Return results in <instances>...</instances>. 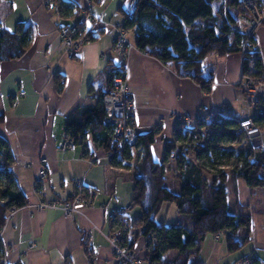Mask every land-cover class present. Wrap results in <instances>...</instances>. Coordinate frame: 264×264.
Here are the masks:
<instances>
[{
  "label": "crops",
  "instance_id": "crops-1",
  "mask_svg": "<svg viewBox=\"0 0 264 264\" xmlns=\"http://www.w3.org/2000/svg\"><path fill=\"white\" fill-rule=\"evenodd\" d=\"M71 1L78 8L71 18L54 11L55 0L0 1V21L6 30L15 32L24 23L34 32L22 57L0 64V136L9 144L15 159L12 171L28 199L2 231L8 264H118L110 239L121 226L128 228V245L142 239L140 229L134 225L141 209L132 207L135 168L143 162L140 148L122 166L113 165L105 147L98 145L92 134L85 142L87 156L81 147L60 154L56 151L66 119L80 107L98 105L102 94L111 90L107 74L110 62L126 67L138 135L158 131L150 148L155 164H164L167 144L175 141L176 129L184 126L195 132L200 115L218 114L238 121L250 116L264 130V124L256 120L264 112V99L252 104L244 94L242 53L208 57L206 64L215 70V83L207 94L193 80L180 77L172 66L139 51L133 30L127 31L130 47L126 59L114 50L116 27L138 0L95 4V22L78 37L82 39L92 32V40L79 49L65 47L61 29L85 19L92 2ZM255 39V50L264 66V25L257 30ZM248 145L244 150L263 151L264 136ZM173 155L168 157L166 167L175 168L168 179L177 190L181 181L176 178V153ZM43 158L48 160V175L38 182ZM226 186L231 204L252 214L250 241L240 251L230 253L227 235L209 234L200 254L192 257L189 264H234L246 257L264 263V193L259 190L264 187L251 188L244 179H234L231 174ZM76 194L92 203L71 216L60 207H39L54 202L74 203ZM156 220L159 224L177 223L176 205L163 203ZM145 254L141 255L143 259ZM176 255V251L169 252L165 261ZM142 264L150 263L144 259Z\"/></svg>",
  "mask_w": 264,
  "mask_h": 264
},
{
  "label": "trees",
  "instance_id": "trees-1",
  "mask_svg": "<svg viewBox=\"0 0 264 264\" xmlns=\"http://www.w3.org/2000/svg\"><path fill=\"white\" fill-rule=\"evenodd\" d=\"M55 2L63 17L71 18L76 14L78 8L73 1ZM92 2L98 3L97 0ZM129 12L123 14L122 23L125 30L134 31L137 49L166 66H172L180 77L193 80L205 93H211L215 83V70L206 64L213 54L225 57L242 53L245 77L253 61L257 72L250 77L257 84H263L264 66L255 50L256 39H252V47L245 48L248 36L237 29L239 16L245 12L242 0H138L134 16L130 17ZM77 24L81 25L80 22ZM86 29L85 24L81 25L76 36L82 37ZM33 37L31 26L21 23L15 32H9L0 21V64L22 57ZM83 38L92 40V32ZM107 74L111 87L115 77L126 78V67L110 62ZM107 92L102 94L98 105L76 109L66 119V131L80 145L85 144L88 134H92L98 145L114 154L113 165L122 166L124 160L132 159L134 150L121 148L114 141L111 129L105 125L103 97ZM256 120L264 124V112ZM2 121L3 116H0ZM202 128L217 129L215 142L222 144L239 143L246 138L238 120L218 114L198 119L193 130ZM157 132L139 136L137 147L143 154V162L135 168L132 207H139L141 215L134 225L140 229V238L153 239L144 259L150 264H189L192 257L200 254L209 234L227 235L229 252L240 251L250 241L252 214L238 204H231L226 183L231 174L234 179H244L251 188L264 187V150L252 148L237 154L221 148H195L189 139L191 130L179 126L175 141L167 144L164 164L159 165L152 161L150 151ZM179 144L185 146L187 152L192 150L196 159L189 158L187 152L178 151ZM174 153L176 178L181 181L177 190L175 183L168 179L174 170L166 167L168 157L173 158ZM88 154L86 145L84 155ZM14 160L8 142L0 136V232L6 225L9 212L28 204L27 196L12 171ZM224 160L232 161L228 171L216 168L222 167ZM165 202L176 205L179 212L177 223L157 222L156 217ZM135 243L129 245L131 249ZM171 251H176L177 255L166 262L165 257ZM0 264H8L6 246L1 237Z\"/></svg>",
  "mask_w": 264,
  "mask_h": 264
},
{
  "label": "built area",
  "instance_id": "built-area-1",
  "mask_svg": "<svg viewBox=\"0 0 264 264\" xmlns=\"http://www.w3.org/2000/svg\"><path fill=\"white\" fill-rule=\"evenodd\" d=\"M98 4H103L106 0H97ZM245 12L239 16L237 22V29L240 33L248 36V41L245 48H250L254 45L252 39L255 38L257 30L264 25V0H242ZM95 2H91L87 17L80 21L81 25L85 24L87 27L95 22L93 15ZM53 9L55 12L61 14L59 5L54 4ZM136 5L130 9V17L134 16ZM81 25L75 23L66 25L61 29L62 42L65 47L71 50L79 49L90 40L85 38L79 39L76 34L81 30ZM117 34L115 38L114 50L119 54L122 59H126L130 42L127 38V30L124 29L123 23H119L116 27ZM257 68L252 61L249 64V72L246 76L244 85V94L247 100L256 104L264 99V84H257L256 81L250 77V74L256 73ZM104 110H105V125L112 131V137L121 148L129 147L131 150H136L138 147L139 135L136 127V107L134 98L131 94V87L124 77H115L112 82L111 90L108 91L103 97ZM200 115L198 119L203 118ZM239 128L246 134V140L254 145L259 139L263 138L264 130L258 126L250 116H245L239 120ZM82 142V141H80ZM86 144V143H85ZM85 144H78L75 138L68 132L64 131L61 138L57 143V153H64L66 151H76L78 147L83 150L86 149ZM108 159H112L114 154L112 152L106 153ZM48 160L41 159L40 169L37 174V181L42 182L47 178ZM74 199L76 202L59 203L54 202L51 204H40L39 207L46 206L53 208H62L67 216H71L74 212L90 206L91 200H86L81 194H76ZM17 208H13L9 214L8 219L13 215ZM7 219V221H8ZM3 231V230H2ZM0 232V237L2 236ZM128 228L121 226L116 234L111 237L110 241L115 251V262L118 264H142L144 259L141 255L146 253L149 246L152 244L153 239L142 238L133 249L127 244ZM234 264H264L254 257L243 258Z\"/></svg>",
  "mask_w": 264,
  "mask_h": 264
},
{
  "label": "rangeland",
  "instance_id": "rangeland-1",
  "mask_svg": "<svg viewBox=\"0 0 264 264\" xmlns=\"http://www.w3.org/2000/svg\"><path fill=\"white\" fill-rule=\"evenodd\" d=\"M217 132H218L217 129L202 128V129H199L195 132L194 131L191 132L189 135V139L192 141V145H194L195 148L200 147V146L204 147V148L205 147L210 148V149L221 148V149L228 150V151H234L237 154L242 152V151H248V150H244L245 148H249V145H248L249 142L247 140H245L246 142H244V140H243L239 143H232V144H222L219 142H215V136H216ZM184 147L185 146H183L182 144H179L178 151L182 150L183 152H187V151H185ZM187 154L189 155V158L196 159L195 154L192 150L188 151ZM231 163H232V161L224 160L222 167H216V168H220V169H223L225 171H228L231 168V166H230ZM173 169H175V168H173ZM210 178L211 177H209V179ZM259 190H261L260 192L264 193V188H260ZM255 196L257 199V197L259 196V192ZM258 205H259V203H258Z\"/></svg>",
  "mask_w": 264,
  "mask_h": 264
}]
</instances>
